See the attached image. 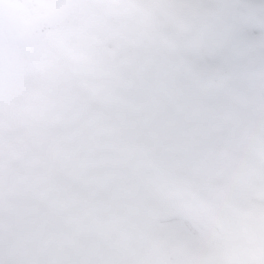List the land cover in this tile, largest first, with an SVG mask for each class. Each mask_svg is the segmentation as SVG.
<instances>
[{
	"label": "snow or ice",
	"instance_id": "obj_1",
	"mask_svg": "<svg viewBox=\"0 0 264 264\" xmlns=\"http://www.w3.org/2000/svg\"><path fill=\"white\" fill-rule=\"evenodd\" d=\"M0 264H264V0H0Z\"/></svg>",
	"mask_w": 264,
	"mask_h": 264
}]
</instances>
